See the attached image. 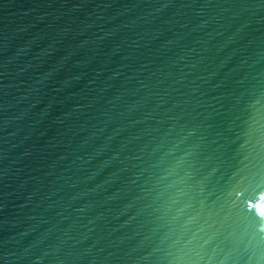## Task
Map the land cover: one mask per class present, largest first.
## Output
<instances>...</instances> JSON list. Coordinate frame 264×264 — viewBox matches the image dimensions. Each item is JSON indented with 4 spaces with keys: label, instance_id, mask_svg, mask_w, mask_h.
Here are the masks:
<instances>
[{
    "label": "water",
    "instance_id": "water-1",
    "mask_svg": "<svg viewBox=\"0 0 264 264\" xmlns=\"http://www.w3.org/2000/svg\"><path fill=\"white\" fill-rule=\"evenodd\" d=\"M264 0H0V264H264Z\"/></svg>",
    "mask_w": 264,
    "mask_h": 264
},
{
    "label": "snow or ice",
    "instance_id": "snow-or-ice-1",
    "mask_svg": "<svg viewBox=\"0 0 264 264\" xmlns=\"http://www.w3.org/2000/svg\"><path fill=\"white\" fill-rule=\"evenodd\" d=\"M262 215H264V214H262ZM260 231H261L262 233H264V229H261Z\"/></svg>",
    "mask_w": 264,
    "mask_h": 264
},
{
    "label": "bare ground",
    "instance_id": "bare-ground-1",
    "mask_svg": "<svg viewBox=\"0 0 264 264\" xmlns=\"http://www.w3.org/2000/svg\"><path fill=\"white\" fill-rule=\"evenodd\" d=\"M263 211H264V202H263Z\"/></svg>",
    "mask_w": 264,
    "mask_h": 264
}]
</instances>
